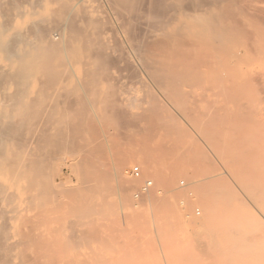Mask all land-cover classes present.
<instances>
[{"label":"rangeland","instance_id":"374dc122","mask_svg":"<svg viewBox=\"0 0 264 264\" xmlns=\"http://www.w3.org/2000/svg\"><path fill=\"white\" fill-rule=\"evenodd\" d=\"M39 1L14 0V2L11 1L12 3L9 6H6L7 5L6 0L1 1L4 4V6L1 3L2 7H0V25L9 23V32L11 34L8 33V35L5 38L0 37V47L5 48L6 46H10L11 47L10 49L13 50L12 48L13 45V47L15 48L13 52L17 55V57L14 54H12V50H10L11 53L10 56L12 55L14 56V57H10L12 60L11 61L12 64L14 63L12 65V64H8L6 60H2L5 59V55L7 56L8 53L3 52V55L2 53H0V56L2 55L0 57V99H1L0 113L4 115L6 111L9 112L11 106L12 109H14L13 111L15 112L16 108H18L19 104L21 103V101L18 100H22V98L19 99V97H23L22 95L28 94L27 95L28 98L31 99L35 98L34 96L37 95V98L33 99L37 101V104L38 102L41 101L40 102L41 105H39V108L36 107L34 109L36 110L37 114L38 113L41 114L42 112L44 113L46 111L43 110L44 107L48 106L50 108L49 117L50 115H53L52 114L53 112L51 113V111H54L55 109V114L53 116L55 117L57 116V118L53 116H52L53 118L52 117L51 118L52 120H56V119L58 120L60 117H62L60 113L65 109L67 104H68L67 105L68 108L70 103L71 105L74 104L73 105L74 107H77L81 103L79 102V100L85 97L86 99H84L83 101L85 100L87 101H85L86 104H84L83 106L89 105L92 107L93 103H97L96 105L94 104L95 106L93 108H90L88 106L94 112V114L95 111L97 110L96 111L97 120H95V116H94V121H93L92 119L93 112L91 113L90 112L91 110L87 109L88 107L82 108L81 105L78 106V108L81 107L82 111L80 110L79 112L80 109L79 108L78 112L80 114L81 112H83V110L86 111L88 110L90 112V115L92 114L91 118L89 117L90 119L89 121L86 120H88V116L90 115L86 117L85 111L83 112V115L85 116L84 118L82 117V114L81 116L79 114L75 115V113L77 112H75L74 114L72 113L75 116H72L71 114L70 115H71L72 123H74L75 125L82 123V121L88 122V125L89 123L90 125H92V123L93 122L95 123L96 121H98L99 123L104 115H105L104 117H106V114L103 115V113L110 112V110L109 111L105 110L108 108V106L105 105L106 104L105 101H107L106 96L110 97V94L112 95V93L111 92L109 93L108 91L119 90L120 87L122 86L124 95H122L121 97L124 100L123 101L124 108L125 105L127 107V103H130L133 100V99L130 100V98H135L134 100H137L139 103V106H137V108L132 106L129 107V105L128 108H125L126 110H128V112L130 111L129 116L131 117H129V119L133 117L131 119V121L134 119L132 123L134 121L136 123L137 122L136 119L142 120V121L140 120V122L139 121L137 122L139 126L136 123L137 128L133 126L134 123L133 124L131 123V125L129 126L130 129L125 128L126 129L125 130L118 124V122H115L116 125L113 124L111 125L109 119L110 121H112V118L114 117L110 114L112 112H110L109 114L107 113L108 115H111L112 118L109 116L110 118L106 117L109 119L106 118L104 119L103 117L104 122H106V125L103 123L105 126L101 124L103 122V120H101V123L99 124L95 123V127L94 125L88 126L89 129L87 128L85 132V136H87L88 138L87 137L84 138L82 137L83 136L82 135L81 136L82 138L75 139L76 142L73 143L75 144V146L72 147L73 148L76 147L77 151L79 150L78 153L82 152L81 154H83L84 156H82L83 158L81 157V159L83 160L79 159L80 155H77L78 153H76L77 158L76 156H70L71 154L75 155V153H73L74 151L76 152L75 149L74 150L72 149V152L68 154H66L65 152L61 153V155L62 154H65L66 156L68 155L67 158L64 159L65 161L62 158H60L59 153H56L58 154V157L54 156V158L50 159L52 160V164L49 163V165L51 166L50 169L52 170L51 174L53 173L52 175L53 184L57 189L60 190V192L64 191V194L60 193L61 195L58 196L57 198L58 204L55 208V211L49 214L48 217H46V219L44 218L46 223L44 222L43 226L47 225V228H50L52 225L53 229L54 228L56 229V230L54 229L56 231V234H52L55 232L53 230L54 232L51 233L52 235L50 234L51 235L50 239L48 238L49 237L48 236L47 237L48 239H44V241L42 242L43 247L45 245V247H48L49 250L52 251V252L49 251L50 256L51 255L52 257L57 256V260L51 259L52 263L56 264L57 262V264H264L263 259L260 260L254 258L253 253L252 255L249 254V252L245 251L244 247H242L244 245L245 246L247 245L246 244L247 240H248V244L252 245L251 241H249L248 239L251 238V240L254 242L253 244H255L258 249L263 250V254H264L263 204L261 203L260 200L257 201L253 197L245 194L243 190L239 188L240 186L238 185V181L233 177V175H229L238 172V168L236 166L233 167L232 165H229L227 163V160L225 158L226 146H224V144L222 143L221 144L220 143L217 144L215 142L213 143L212 140L210 141L209 139H207V136H204L205 133L203 131V128H205L206 125L213 124L211 123V121L215 123L217 122V126L215 125L216 128H220L221 130H224V132L227 133L226 135L229 136L230 134V137L234 136L237 139L236 142H239L233 144L230 147V149L237 151V153H240L241 151L244 153L247 152L249 154H252L251 152L253 151V155L255 156V159L259 160L257 162V165L263 164L262 167L260 168L264 169V161H262L264 160V0H215V2L217 1L218 4L217 2L213 3V5L210 7V10L208 11V15H209L208 17H212L213 19H216L217 24L219 26H224L229 28L233 33L232 39H234L232 44H230V46L231 47L239 46L238 52L240 58L237 61H235L236 63H234V66L232 65L234 71L233 83L225 84L222 87H213L216 77L211 76L210 78H208V80L202 82V84H197L186 89L187 90L186 93L188 92L190 95L186 94V96L179 101L173 100L171 97H169L168 94H166V92L153 85L146 77L144 76L142 77V75H138L140 76L141 79L136 78V79H140V80H136L131 76L130 72L126 73L128 71H122L119 74L114 72L115 73L114 76L115 77L117 76L118 78L116 77L117 79L115 81L114 80L110 81L107 79L102 80L104 79V77L101 75L102 73L104 74V72L101 70V72L99 71L101 77H98V84L96 83L97 86L94 88V85H96L94 84L91 87V84L89 85V83H86L91 77L87 76V74L84 73V70L82 66L79 64V62H75V64L73 65V76L69 79V81L66 80V82H69V85L62 84L59 87L61 89L58 90L57 87L55 86L52 87V84H50L42 74H37L32 78L31 84L28 86L29 88L27 87L28 88L27 91L25 87H22L24 85L19 84L21 72L17 74L20 70L19 69L20 66L17 65L20 64L19 60L21 56L19 55H22L23 57L25 54H27V52H29L30 55L32 53V50L27 46V44L29 45L38 44L39 39L37 38L36 31H34V30H38V28L36 27L34 28V26H36V24L39 26L41 25L40 26L41 30L42 28H44L42 30L43 32L48 31L45 33L46 37L51 38L53 40L56 39L57 43L60 41L59 42L60 45L63 44L67 45V43L69 42L67 37L69 33L68 30L69 26L65 24L66 23L65 21L57 18L62 8L59 6H63L67 0H39ZM55 1L56 2L58 1V4L55 3ZM96 1L89 0L86 3V5L88 7L90 6L93 10L96 9L95 12L97 11V13L101 17L103 18L105 17L106 19H108V21L110 20L109 21L110 27L112 26L110 29L114 28L110 30V33L111 31L115 33L116 42L119 41V43H116L115 41L114 42L116 44H119L121 48H124L125 51L129 52V42H128L129 36H127L128 30H126L125 28L127 25L124 24L125 22L122 21V19L119 16H117L116 14L114 15V12H111L107 8V6H105L103 0H98L97 1L98 3ZM13 3L14 6L12 5ZM15 6L18 8H16ZM9 8H11V10H9ZM2 9L4 12L2 11ZM101 9L104 10H102L101 12ZM52 12L53 14L57 13V16L54 14L55 16L53 17L52 20L53 22H51L52 15L50 14ZM82 15L83 14L81 11V13H79V17L81 19L83 17ZM46 19H47V23H45ZM57 19H59V21H57ZM222 19L226 20L225 23L224 20ZM57 22L59 23L57 24ZM52 23H53L52 25L53 29L51 28ZM54 24L56 28L54 27ZM45 26H47V28H45ZM231 27H233V29H231ZM122 28L124 31L126 30L125 31L126 33H124ZM177 28H179V30ZM32 30L34 31V33L32 32ZM110 33H108L109 38H111V34H112ZM114 33L112 34L113 36ZM17 34L20 35L25 34L24 40L25 41L27 40V44L18 41L16 39H13L14 37L13 35H17ZM155 34L156 35L154 38L149 39V42L151 41L150 43H153V45L156 44V42H157L156 45H158V41L156 40L159 39L165 40L167 39L166 37L170 36L167 40L171 41L173 38L172 42L169 43L167 40H165L166 43L171 44L169 46L166 45V47L167 46L171 47L173 46V44H175V46L179 44V42L177 43L175 42L177 38L175 39L172 36H178V39L180 40L181 38L182 40L185 39L183 42L180 41L181 43H183V46L187 44L186 42H188L189 44L190 43L193 44V42L209 43L213 39V37L210 34L201 32L200 29H198L195 26L194 22L186 23V21L181 18L177 20V22L166 32L165 35H161V34L159 35L157 33ZM177 34H180V38L179 35ZM113 36L112 39L114 40ZM60 38L64 42H62ZM65 38H67L68 42L66 41ZM191 40H193V42ZM11 41L12 43H10ZM13 42L16 43L13 44ZM161 43H159V46L161 45L165 46L163 43L162 44ZM184 43L186 44L184 45ZM156 45L155 48L157 47ZM27 49L29 51H27ZM156 50L159 51V49ZM16 60H18V64L17 62H15ZM83 60H85V58ZM133 61H135L134 58ZM9 65L13 66V68L10 67ZM16 68H18L17 72L15 70ZM7 70H9V72H7ZM59 71H61V69H59ZM135 71L138 74L140 73L138 68H136ZM36 77H40V79L37 80L38 78ZM15 79H17L16 83L14 82ZM43 80L45 82L47 81L48 86H51L52 88L49 87L48 88L49 90L47 89L48 86L44 88L47 82L43 86L42 85V83L44 82ZM106 80L107 83L105 82ZM119 81L121 83H119ZM108 82H110L111 86ZM112 83L113 85L115 84L116 87L115 86L114 87L116 90L113 88ZM74 84L78 88L80 87L79 89L81 90L78 89V91H83V92L85 91L84 94L83 92L81 93L77 91L76 95L78 99L80 98L79 100L76 101V105L79 102L77 106L75 105L74 102L77 98L75 97L76 98L75 99L72 96V94H69V92L71 93L73 91ZM208 85L210 88L207 87ZM63 86L67 89H65ZM76 86H75V90H77ZM82 86L85 90H82L83 89L81 88ZM203 86L206 88L204 89ZM71 87H73V89ZM117 87H119V89H117ZM68 88L69 90L70 89L72 90L68 91ZM91 88H93L92 93H90V91H92ZM106 88L108 91L106 90ZM39 89L41 91L36 93V91ZM86 89L88 90V93ZM29 90H31V92ZM44 90L46 91L47 96H45L46 94ZM54 90L59 91V92L57 91V95H53L56 94V92L55 93L52 92ZM65 90H67L69 95L66 94L67 92ZM94 90L96 93L94 92ZM21 91L22 92L24 91V93H22ZM51 93L52 95H50ZM63 93H65L64 96L67 95V97H71L69 99L70 100L73 99L72 102L70 101L69 103L66 96H65L66 99H64L65 97L61 96V94L63 95ZM3 94H5V97H3L4 96ZM7 94H9L10 96ZM94 94L95 95L98 94V96L96 95L95 97ZM82 95H84V97H81ZM91 95H93L95 98L92 97ZM44 96L49 97V99L44 98ZM54 96H56L55 97L56 99L54 98ZM59 96L62 99H60ZM103 96L105 97L106 100L105 99L103 100ZM8 97L9 98L11 97L12 99L11 98L9 99ZM51 98H53V100ZM63 99L65 103L63 102ZM127 99L130 101H128ZM2 100L4 101L2 102ZM53 101H55L54 103L56 104H51L53 103ZM58 101L60 102V105ZM66 102L68 103L66 104ZM99 104L102 106H100ZM41 107L43 111H41ZM48 107L47 110L49 109ZM72 107H70L69 109L66 107L67 110L65 109L63 112L66 113L67 111L70 112L77 111L74 110V107L72 109ZM93 109H95V111ZM103 109L105 111H103ZM2 111H4L5 113ZM31 112L32 111H30V113ZM89 112L87 113L89 114ZM45 113L48 114V112ZM65 113L62 114H64L65 116ZM134 113H136L137 117L134 116L135 115ZM140 113L142 116L139 117L138 115H140ZM46 114L45 116H47ZM98 114H100V116ZM214 114L220 117L218 118L219 121L216 119L217 117L215 118L216 121H214L215 119L213 118V116L214 117L216 116ZM206 115L208 118L212 117L211 118L212 120L210 118L207 119V117H205ZM193 117L198 122H196ZM191 119H194L193 121L195 123H193ZM202 120H205L204 122L210 121V124L207 122L205 124ZM108 122H109L108 125L111 128L112 126L114 127L113 128L114 130L109 129V126L106 127ZM199 122H202L200 124H202L204 127L200 126ZM117 124L119 126H117ZM91 127L94 128H92V130L90 131ZM206 127H214V126L211 125ZM104 128H107L108 133L109 131L113 133V135L115 133L116 137L114 136L115 137L114 138L110 133L108 134V136L106 133L107 137H105L104 135L105 132H101V129H103L102 131H104ZM93 129L94 131L96 129L97 132L95 131V134L93 133V136H91L92 134L91 135L89 134L92 133ZM99 133H103L101 134L103 136L100 141L103 140L104 142V140H107L108 142L111 140V138H113V142L111 143L109 142L110 144H107V142L105 141L103 146L100 143V141L97 140L101 138V135ZM231 134H233V136ZM109 135H111L112 137H110ZM222 136H224V134ZM228 136L225 137L229 138ZM89 137H92L91 138L93 139L92 141L93 142L95 141L96 145L97 143L98 145L96 146L95 142L92 143ZM104 137L107 139H105ZM87 139L92 143L90 144V142L88 141L90 144L89 146H93L95 147V149L99 148L96 149L99 150V152L92 150L91 149L92 147L89 148L88 144H86L85 146L84 143L87 142ZM84 140H86V142ZM115 140H117L119 143L116 146L113 145L115 144L114 143ZM244 140L246 142H244ZM105 144H107L106 147L108 145L112 146L111 147L112 150L116 148V150L114 149L115 152H112L110 146H108L107 149L105 147ZM87 148L89 149V151ZM118 148L119 149L121 148L120 150H122L123 154H121L122 152L120 150L118 151ZM92 151L94 154V156L91 154L93 158L96 157L98 161H100L101 159L104 160V163L99 164V167H96L98 169L96 168L94 169L92 168L91 165H90L91 167L87 165L88 163L86 159L91 156L90 152L92 153ZM116 151L120 152L119 154L122 155V158L120 157L121 155L119 156L117 155ZM95 152L99 153V156L96 155L97 153L95 154ZM103 152H105L106 155L105 159L107 160L102 158ZM217 154L220 155V157L222 155L223 159L217 157L218 156ZM68 157L71 159H69ZM125 157H126V161L128 159L127 163L129 164H127L126 165L127 167L125 166L126 168H124L126 172L123 176L124 179L120 180V178H118V176L116 175L117 173L116 166L122 165V162L120 161L121 160L124 161ZM55 158H60L61 160H56ZM53 159L55 160V162L53 161ZM78 162L82 163L81 164L82 167H79L80 165L78 164ZM140 163L143 164L141 165ZM144 164H151V166H153L152 168L154 169H152L151 171H147L148 173H145L146 171H144V169L142 168ZM74 165H76L75 168L73 167ZM260 165H258V167ZM136 167H138L141 172L139 178H135L134 176L131 175L132 170ZM92 169H94V171ZM257 169L258 168L256 166L253 168L250 167V170H257ZM83 170H86L87 172H89V174L91 172V175L85 173L86 171ZM95 170H100V171H95ZM155 171L158 172L157 173L158 176L163 174L168 178H170L167 181L168 183H166V181L165 182L159 181L158 179L159 177L155 175L156 174ZM84 174H87L88 177H86L87 175ZM149 182L152 183V185L148 188L146 192H143V194L137 199L135 197L137 192L143 189L144 187H146L147 183ZM181 182L185 183L184 188L181 186ZM209 184H211L210 189L208 186ZM214 184L217 185L215 186L216 189L214 188ZM85 185L88 187H85ZM207 190H209V192ZM203 191L207 194L208 198L203 196L204 195ZM214 194H216L218 198L215 197L216 195ZM60 199L63 201H61ZM210 200H213L216 203L217 213L212 224V230L214 231V233L218 234L217 235L218 239H222L223 236H228L235 232L240 233L238 235H241V237L242 236H244L245 238L248 237L247 240H243V241H240L239 239L241 243L238 244L240 245L242 244V246L241 249H239L240 247L235 248L236 253H238L236 254L237 257L236 255H234V257L237 258L236 260L232 256L233 259L231 257L229 260L230 262L228 261L226 262L228 257L225 258L222 252H217L216 249L209 248L206 242V239L208 238L204 236L205 235L204 232L206 229L208 230V228L204 229V227L202 228L199 225H197V223H201L205 220V216H207L206 208L208 207L209 204L208 202L206 204V201H210ZM59 202L61 203L59 204ZM197 210L200 211V215L197 214ZM32 213L29 214L30 215L29 217L35 218L37 212H32ZM46 220L50 222V225H48ZM21 222H22L21 219L14 220L12 222V226L18 227L19 224L21 225ZM42 222L43 221H41V224H43ZM72 231H74L75 233V234L73 233L74 240L75 238L77 239L75 242L78 243L80 242V244L77 243L74 244L71 242ZM69 232H71V234ZM52 236L55 240H57L54 241L56 243L53 242L52 244L51 241L53 239ZM67 238L70 239L69 244L72 243L71 245H73V246L70 245V248H72V250L69 248L70 250L68 249V251L67 248L63 249L65 248V246H62L63 248L59 246V244L63 245V243L64 245L65 243L66 245H68L67 243L69 240ZM58 241H60L61 243ZM49 244H51L52 246L51 245L49 246ZM53 245L54 246L57 245V249L60 250L57 251L58 254L56 253L57 254L56 256L53 252L54 251ZM51 247H53L52 250L50 249ZM73 248L75 249L73 250ZM238 249L240 251L242 250L241 253H243L242 254L243 259H241L242 256H240L239 259L238 255H241V253L238 252L239 251ZM231 252H235V251H231ZM246 252L249 254V256L248 254H246ZM215 254L217 255L221 254L223 256V261L219 259H212L211 256ZM225 255H226V251H225ZM231 259L233 260L232 263H231ZM51 260H49L48 262H50Z\"/></svg>","mask_w":264,"mask_h":264},{"label":"bare ground","instance_id":"6f19581e","mask_svg":"<svg viewBox=\"0 0 264 264\" xmlns=\"http://www.w3.org/2000/svg\"><path fill=\"white\" fill-rule=\"evenodd\" d=\"M1 1L2 0H0V7H2V4H3ZM11 1L14 2V0H11ZM11 1L6 0L7 5L6 4L5 5L6 6L11 5V3H12ZM88 1L89 0H67L63 6H59L62 8H61V11H60L57 18L65 21L66 22L65 24H67L69 26L68 36L66 33V36L68 37L69 42H68L67 38H65L66 41L68 42L67 45H64L62 43L64 41L61 38H60L62 41L61 43L63 45L59 44L60 41L57 43L56 39L53 40L51 38L46 37L45 33L48 31L43 32L42 30L44 28H42V30H41V28H40L41 25L39 26L36 23H35L36 26H34V24H33V26H34V28L35 27L38 28V30H34V31H36L37 38L39 39L37 45L27 44V40L26 41L24 40L25 39L24 35L26 34L25 32H24L25 34H23V35H20V34L13 35L14 36L13 39H16L18 41L26 43L27 46L32 50L31 55L29 54V52H27V51H29L28 49H27V51H25V52H27L28 55L25 54L23 57H22V55H19V56H21V58L19 60L20 64L17 65V66H20L19 67L20 70L17 74H19L21 72L20 74L22 77V80H21V77L19 79L20 80L19 84L24 85L22 87H25L27 89V91L29 88L28 86L31 84L32 78L34 76H36L37 74H42L47 79V81L50 84H52V87L55 86V87H57L58 90L61 89L59 87L62 84L69 85V82H66V80L69 81V79L73 76V65L75 64V62H79V64L82 66V68L84 70V73L87 74V76L91 77L88 80V82H86V83H89V85L91 84V87H92V85H94L96 83L98 84V77L103 76L104 79H102V80L107 79L110 81L111 80L115 81L118 77L116 76L117 77L116 78L114 76V74H115L114 72L119 74L122 71H128L126 73L130 72L131 76L135 79L140 78V76H138V75H142V77L143 76L146 77L153 85H155L159 89L166 92V94H168L169 97H171L173 100H176V101L181 100L182 98H184L186 96V94L187 95L189 94L188 92L186 93V91H187L186 89H188L189 87H192L194 85H197V84H202V82L208 80V78H210L211 76L216 77V80L214 82L213 87H222L225 84H229V83L232 84L233 83L234 71H233L232 65L234 66V63H236L235 61H237L240 58L239 52H238L239 46H234V47L230 46V44H232L234 39H232L233 33L229 28L224 27V26H219L217 24L216 19H213L212 17H208L209 16L208 11L210 10V7L213 5L215 0H103V3H105V6H107V8L111 12H114V15L116 14L117 16H119L122 19V21L125 22L124 24L128 26V28H127V26L126 27L124 26V27L126 28V30H128L127 31L128 35L127 34H125V35L130 37V38L128 37L129 52L130 53L125 51L124 48H121L119 46V44H116V43H119V41L117 40L118 42H116V37H115L114 32L111 31L112 34L114 33V36L110 33V30L114 29V28L110 29L112 27V26L110 27V23H109L110 20L108 21V19H106L105 17L104 18L101 17L97 13V11L95 12L96 9L93 10L90 6L88 7L86 5V3ZM55 3L58 4V1L57 2L55 1ZM217 4H218V2H217ZM12 5L14 6V3ZM3 6H4V4H3ZM16 8H18V7H16ZM96 8H98V7H96ZM12 9H13V7H12ZM9 10H11V8H9ZM57 10H59V9H57ZM102 10H104V9H101V12H102ZM2 11H3V9H2ZM81 11L83 14L82 19L79 17V13H81ZM5 12H7V11H5ZM53 12H55V11H53ZM53 12L50 13L52 15L51 22H53L52 21L53 17L55 15L57 16V13L56 14L54 13L55 14L54 15ZM56 12H58V11H56ZM12 15H13V13H12ZM213 17H214V15H213ZM78 18H80V19H78ZM180 18L184 19L186 21V23L187 22H194L195 26L198 29H200L201 32L210 34L213 37V39L209 43H203V42H197L196 43V42H193V40H191L193 42V44L190 43L191 44L190 45L188 42H186L187 44H189V45H187L186 43H184V45L186 44L185 45L186 47L183 46V43L180 42V41L183 42L185 39L183 38L184 40H182V38H181V40H180V39H178V36H172V37H174L175 39L176 38L178 39V40L176 39L175 42L176 43L179 42L181 47L179 46V44L176 46H175V44H173V46L168 47L169 45H171L168 43L172 42V40H173V38L171 41L167 40L170 37L169 35H168L169 37H166L167 39H165L168 41V43H166V41L162 40V39L156 40V41H158V45H156L157 42L154 45H153V43H150L151 41L149 42V39H152L155 37V35H156L155 33H157L159 35L160 34L165 35L166 32ZM59 19H57V21H59ZM222 20H224V19H222ZM45 21H46L45 23H47V19ZM225 21L226 20H224V23H225ZM58 23L59 22H57V24ZM52 25H53V23L51 24V28L53 29ZM31 26H32V24H31ZM47 26H45V28H47ZM54 27L56 28L55 24H54ZM51 28H48V29H51ZM29 29H31V28H29ZM177 29L179 30V28H177ZM231 29H233V27H231ZM60 30H62V29H60ZM122 30H123V28H122ZM34 31L32 30L33 33H34ZM51 31H53V30H51ZM125 31H124V33H126ZM8 33H10L9 32V23H5L3 25H0V37L5 38L8 35ZM108 33L111 34V38H109ZM177 33H178V31H177ZM196 33H198V32H196ZM36 34H35V36H36ZM177 35H179V38H180V34H177ZM35 36H33V37H35ZM112 36L114 37V40L112 39ZM30 41H31V39H30ZM66 41H65V43H66ZM160 41L165 46L161 45L162 43ZM10 43H12V41ZM15 43L13 42V44H15ZM159 43H161L160 44L161 46H159ZM155 45L158 48L157 47L155 48ZM166 45H168V46L166 47ZM15 47H17V46H15ZM10 48H11L10 46H6L5 48L0 47V53H2V55H3V52L8 53L7 56L4 53L5 59H2V60H6L8 62V64H12V62H11L12 60L10 57H14L13 55L10 56L11 55L10 50H12ZM12 48H13V50L15 49L13 47V45H12ZM156 49H159V51ZM13 50H12V54H14L17 57V55L13 52ZM84 56H86V57H84ZM83 57L85 58V60H83L84 59ZM133 58L135 61H133ZM13 62H14V60H13ZM15 62H17V64H18V60H16ZM4 66H5V64H4ZM10 67L13 68V66H10ZM135 67L139 69V72H140L139 74L135 71L136 70ZM17 69L18 68L15 69L16 72H17ZM59 69H61V71H59ZM101 70L104 72V74L102 73V75L100 76L99 71L101 72ZM7 72H9V70H7ZM36 78H38L37 80L40 79V77H36ZM120 79H122V78H120ZM140 79H136V80H140ZM16 80L17 79H15V81H14L15 83H16ZM107 80L105 81L106 83H107ZM46 82L44 81L42 83V85L44 86V84ZM48 82L46 83L44 88L48 86ZM108 83L110 84V82H108ZM119 83H121V82L119 81ZM71 84H73V83H71ZM75 84H78V83H75ZM75 84L73 86L74 89H73V87H71L73 89V91L71 93L69 92V94H72V96L74 98L75 97L77 98V99L75 98L76 100L74 101L75 105H76V101L80 99V98L78 99V97L76 95L77 91L80 87L78 88ZM97 84L94 85V88L97 86ZM143 84H144V82H143ZM112 85H113V83H112ZM75 86L77 87V90H75ZM83 86H85V85H83ZM83 86L81 88H83ZM110 86H111V84H110ZM114 86H115V84L113 85V88L115 89L116 86L115 87ZM49 87L52 88L51 86H48L47 89ZM207 87H209V85ZM205 88L206 87H204V89ZM65 89H67V88H65ZM72 89L69 90V88H68V91H71ZM91 89H92V91H90V93L93 92V88H91ZM117 89H119V87H117ZM58 90L52 91L53 93L56 92V94H53V95H57ZM79 90H81V89H79ZM82 90H85V89L83 88ZM106 90H107V88H106ZM29 91L31 92V90H29ZM39 91H41V90L40 89L37 90L36 93ZM65 91L67 92V90H65ZM96 91H98V90H96ZM78 92L82 93L83 91H78ZM84 92H83V94H84ZM94 92H95V90H94ZM108 92L109 93L111 92L112 95L110 94V97L106 96L107 101H105L106 104L105 103L104 104L106 106H108L109 109L106 107L108 110L107 109H105V110L106 111L110 110V112H112V113H110V112L109 113L115 118V120H114V118H112L111 115H108L109 114L108 112L103 113V115L106 114V117L110 116L112 118V121H110V119H109L110 117L109 118L104 117L105 115L103 116L104 119L105 118L109 119V122H111V125L112 124L116 125L115 122H118V124L123 129H125V128L128 129L134 119L132 121H131V119L133 117L131 119H129V117H131V116H129L130 111L128 112V110H126L125 108H128V105H129V107L132 106V107L137 108V106H139L138 101L134 100L135 98H130V100L131 99H133V100L130 103H127V107L125 105V108H124V106H123L124 100L121 97L122 95H124L122 86L120 87L119 90L108 91ZM22 93H24V91ZM87 93H88V90H87ZM33 94H31V95H33ZM45 94H43V95L47 96L46 91H45ZM64 94L65 93H63V95L61 94V96L67 97V95L64 96ZM66 94H68V92ZM98 94H96V95L98 96ZM3 95H4L3 97H5V94H3ZM7 95H9V94H7ZM27 95L28 94H25V95H22L23 97H19V99L22 98V100H18V101H21V103L19 104L18 108H16L15 112L13 111L14 109H12V106H11L10 107L11 109H9V112L6 111V113H5L4 111H2L5 113L4 115L0 113L1 114L0 115V124H1L0 125L1 126L0 127V264H50V263L53 264L51 259L57 260L56 255L58 254L57 251L59 250V249H57V245H55V246L53 245L54 248L53 247L50 248L51 250L53 248V250H54L53 252H54L56 257H52V255L50 256L49 255V251H50L49 248L45 247V245H44V247L42 246V242L44 241V239H48V238L50 239V236L52 234H56V231H55L56 229L54 228L55 229L54 230L52 225L50 228H47L46 224H45L46 226H43V225H44L46 217H48L49 214H51L55 211V208L58 204L57 198H58V196L61 195L60 193L64 194V191L60 192V190L57 189L55 187V185L53 184V176H52L53 173L51 174L52 170L50 169L51 166L49 165V163L52 164V160H50V159L54 158V156L58 157V154H56V153H59L60 158H62L64 160L67 158L68 155L67 156L65 154L61 155V153L65 152L66 154H68V153L72 152V149L73 150L75 149L76 152L75 151L73 152V153H75V155H72V154L71 155L69 154V155L70 156H76V158H77V155H80L79 159L83 160V159H81V157L84 155L81 154L82 152L81 153L79 152L80 153L79 154L78 153L79 150L77 151L76 147L73 148L75 146V144H73V143L76 142L75 141L76 138L80 139L82 137H84V138L87 137V136H85V132H86L87 128L89 129L88 126L94 125V127H95V123H98V121H96L95 123L93 122L92 125H90V123L88 125V122H83V121H82V123H79L77 121L79 123L78 125H75L74 123H72L71 115L75 116V115L79 114V112L81 110V107H79L80 108L79 109L78 106L81 105L82 108L83 107L87 108L89 106V105L83 106L84 104H86L85 101H87V100L83 101L84 99H86L84 97V95L81 96L84 98L79 100V102H81V103H80V105H78L79 104V102H78V104H77L78 106L76 105L77 107H74L73 106L74 104L71 105L70 101L72 102L73 99L70 100L69 98H71V97H67V100L69 101V103L71 105V106L69 105V108L73 106L74 110H77V111H72V112L67 111L66 113L63 112L66 109V107L68 108V106H67L68 102H66V104H67L66 107L64 105V103H65L64 99H66V97H65L63 99V102H64L63 105H64L65 109L64 110L62 109L63 110V111L61 110L62 112L59 111V112H61L60 115L62 117H60L58 120L57 119L52 120V118L55 117V116H53L55 114V109H54V111H51V113L53 112L52 113L53 115H50V117H49L50 108L48 106L47 107L49 108L48 109L49 111L47 110L46 106H45L46 108L44 107V109H43V110H46L45 112H48V114H46L45 112L44 113L42 112L41 114H39V113L37 114L36 110H34V109L36 107L39 108V105H41L40 104L41 101L38 102V104H37V101L33 100V99L37 98V95L34 96L35 98L32 97L33 99L28 98ZM50 95H52V93ZM96 95H95V97H96ZM103 95H105V94H103ZM107 95H108V93H107ZM19 96H20V94H19ZM45 96H44V98L49 99V97H45ZM91 96L94 97L93 95H91ZM55 97L56 96H54V98ZM6 99H7V97H6ZM51 99L53 100V98H51ZM60 99H62V98L60 97ZM104 99H105V97L103 96V100ZM94 100H93V102H94ZM130 100H128V101H130ZM3 101L4 100H2V102ZM54 102L55 101H53V103H51V104H56ZM4 104H6V103H4ZM94 104L96 105L97 103H93L92 107L91 106H89V107L93 108L95 106ZM59 105H60V102H59ZM100 106H102V105H100ZM16 107H17V105H16ZM73 107H72V109H73ZM89 107L87 109L91 110ZM149 107H150V105H149ZM72 109H70V110H72ZM78 109H79V112H78ZM43 110L41 107V111H43ZM93 110L95 111V109H93ZM100 110H102V109H100ZM105 110L103 109V111H105ZM30 111H32V112L30 113ZM84 111L87 114V115L85 114L86 117L88 115H90V112L91 113L93 112L92 110L90 112L88 110L87 111L83 110V112ZM96 111H95V114H94V112L92 113L93 114V117H92L93 121H94V116H95V120H97L96 119L97 118L96 117V115H97ZM75 112H77V113H75ZM83 112H81L79 115L81 116V114H82V117L84 118L85 116L83 115ZM87 112H89V114ZM62 113H65V116ZM72 113L73 114L75 113V115H73ZM45 114L47 116H45ZM101 114H102V111H101ZM134 114H135L134 116L137 117L136 113H134ZM216 114H214V115H216ZM91 115L88 116V120H86V121L90 120L89 117L91 118ZM98 115L100 116V114H98ZM207 115L205 117H207ZM138 116L139 117L142 116L141 113ZM143 116H145V115H143ZM103 117H102V119L100 117V119L103 120ZM139 117H138V119H139ZM55 118H57V116ZM209 118L211 119L212 117H209ZM209 118L207 117V119H209ZM213 118L214 119L216 118L219 121L218 118H220V117L218 115H216L215 117L213 116ZM142 119H143V117H142ZM194 119H191V120L193 121ZM216 119L214 121H216ZM101 120L99 123H101ZM140 120L136 119L137 122L138 121L140 122ZM192 121H190V122H192ZM195 121H196V119H195ZM202 121L204 122L205 120H202ZM109 122L107 123L106 127L109 126L108 125ZM196 122H198V121H196ZM206 122L210 124V121L209 122L206 121ZM206 122H204V123L206 124ZM103 123L106 125V122H104V120L101 124H103ZM133 123H134L133 126H135L137 128L135 121ZM193 123H195V122L193 121ZM200 123H202V122H199V124ZM211 123H213V124L206 125V126L213 125L214 127H206L205 126V128H203V131L205 134L204 133H202V134H204V136H207V139H209L210 141L212 140L213 143L214 142L217 144L222 143V144H224V146H226V153H225L226 157L225 158L227 160V163L229 165H232L233 167L236 166L238 168V172H235V173H232L229 175H233V177L238 181V185L240 186L239 188H241L245 194L253 197L257 201L260 200L261 203L263 204V207H264V169L260 168V167H262L263 164H261V165L258 164V165H260L258 167L257 162L259 160L255 159V156L253 155V151L251 152L252 154H249L247 152L244 153L241 151H240V153H237V151H234L233 149L231 150L230 147L233 144L239 143V142H236L237 139L233 136V134H231L233 137H230V134H229V136L226 135L227 133L224 132V130H221L220 128H216L217 122L215 123V122L211 121ZM118 124H117V126H119ZM96 126H98V125H96ZM138 126H139V124H138ZM200 126H203V125L200 124ZM94 127H91L90 131ZM113 128H114L113 126H112V128L109 126V129H113ZM102 130L103 129H101V132H105L104 133L105 137H107L109 133L113 137L115 136V133H114V135L110 131L108 133L107 128H104V131H102ZM95 131L97 132L96 129H95ZM95 131L93 129L92 133H90L89 135L92 134L91 136H93V133L95 134ZM199 131H200V128H199ZM106 133H107V136H106ZM99 134L101 135L103 133H99ZM121 134H123V133H121ZM121 134H119V135H121ZM223 134H224V136H222ZM111 135H109V136L112 137ZM102 136L103 135H101V138H99L97 140L100 141L102 139ZM225 136L226 137L228 136L229 138H226ZM89 138L91 141L93 140V139H91L92 137H89ZM105 139H107V138H105ZM84 141L86 142V140H84ZM88 141L89 140L87 139V142L84 143L85 146H86V144H88L89 148L92 147L91 148L92 150L99 152V150H96L99 148L95 149V147L89 146L90 144L94 143L95 141L94 142L92 141V143L89 141L90 144ZM105 141L107 142V140H104V142ZM116 141L117 140H115V142H114L115 144H113L114 146L119 144L118 141L117 142ZM104 142H103V140L100 141V143L103 146H104ZM109 142L110 143L113 142V138H111V140L108 141L107 144H110ZM244 142H246V141L244 140ZM107 144H105V147ZM95 145H96V142H95ZM97 145H98V143H97ZM108 146H110V145H108ZM111 147L112 146H110V148ZM117 147H119V146H117ZM114 149L116 150V148H114ZM120 149L118 148V151ZM111 150H112V148H111ZM113 150H112V152H115V150L114 151ZM88 151H89V149H88ZM118 151H116L118 156L123 154L122 150H120L122 152L121 154H119L120 152H118ZM112 152H109V153H112ZM76 153H78V154L76 155ZM96 153L97 152H95V154ZM116 153H115V155H116ZM91 154L94 156L93 151H92V153L90 152V155ZM63 155L66 157H64ZM96 155L99 156V153H97ZM124 155H125V153H124ZM91 156L89 158H87L86 156L85 157L87 158L86 160L88 163V164L87 163L86 164L89 166L91 165L92 168L95 169L96 167H99V164L104 163V160L101 159L100 157L99 158L101 160L98 161V159L96 157L93 158V156L92 157ZM102 156H103L102 158L105 159V157H106L105 152L102 153ZM120 157L122 158V155ZM217 157H220V155H218ZM60 158H55V159L61 160ZM221 158L223 159L222 155H221L220 159ZM69 159H71V158H69ZM105 160H107V159H105ZM49 161H51V162H49ZM53 161L55 162L54 159H53ZM127 161H128V159H127ZM127 161H126V157H125L124 161H122V160L120 161V162H122V165L116 166L117 167L116 175L118 176V178H120V180L124 179L123 176L126 173L124 168H126L127 167L126 165L129 164V163H127ZM262 161H264V160H262ZM105 163H106V161H105ZM145 163H148V162H145ZM78 164L80 165L79 167H82L81 166L82 163L78 162ZM78 164H77V166H78ZM75 166L76 165H74L73 167L75 168ZM255 166L258 168L257 170H250V167L253 168ZM152 167L153 166H151V164H144L142 168L144 169V171H146L145 173H148L147 171H151L152 169H154ZM74 168H72V169H74ZM94 169H92V170L94 171ZM96 169H98V168H96ZM83 171H86V170H83ZM95 171H100V170H95ZM155 172H156L155 175L158 176L157 175L158 172L157 171H155ZM85 173L89 174V172H87V171ZM96 174H97V172H96ZM84 175H87V174H84ZM89 175H91V172ZM86 177H88V175ZM158 177L157 178L159 179V181H164V182L166 181V183H168L167 181L170 179L163 174L159 175ZM84 184H83V186H84ZM210 185L211 184L208 185L209 189H210ZM215 186H217V185L214 184V188H215ZM85 187H88V186L85 185ZM90 188H92V187H90ZM207 191L209 192V190H207ZM74 193H72V194H74ZM214 195H216V194H214ZM203 196L207 197V194L204 192ZM78 197H80V196H78ZM215 197L218 198L217 195ZM215 197H214V199H215ZM61 201H63V200H61ZM207 202L209 203L208 207L206 208L207 216H205V220L203 222L197 223V225H199L202 228L204 227V229L208 228V230L206 229L204 232V234H205L204 236L206 238H208V239H206L207 246L209 248L216 249L217 252H222V254L225 256V258L228 257L227 260L225 259L226 262L227 261L230 262L229 261L230 258L232 256L234 257V255L238 254V253H236L235 248L240 247L239 249H241L242 244L240 245L238 243H241L240 241L247 240L248 237L247 238H245L244 236L241 237V235H238L240 233L235 232L237 234L232 233L228 236H223L222 239H218V237H217L218 234L214 233V231L212 230V224H213V221H214V219L216 217V213H217L216 203L213 200L206 201V204H207ZM60 203L61 202H59V204ZM32 212H37L35 218L29 217L30 216L29 214H31ZM71 212H73V211H71ZM50 216H52V215H50ZM17 219H21V221H22L21 225L19 224L18 227H13L12 222L14 220H17ZM48 219H50V218H48ZM41 221H43L42 222L43 224H41ZM47 223H48V225H50V222L47 221ZM70 225H72V224H70ZM73 228H74V225H73ZM71 229H72V227H71ZM52 232H54V233H52ZM58 233H59V231H58ZM69 233L71 234V232H69ZM73 233H74V231H72V234H71L72 235L71 236V242L74 244H76V243L80 244V242L79 243L75 242L77 239L75 238V240H74ZM52 238H53V236H52ZM64 238H66V237H64ZM239 239H240V241H239ZM248 239H249V241H251L252 245L248 244V240H247L246 241L247 245L242 246V247H244L245 251L249 252V254H251V255L253 253L254 258L264 260L263 250L258 249L256 247V245L253 244L254 242L251 240V238H248ZM68 240H67L68 245H66V243H65V245H64V243H63V245L59 244L60 247L65 246V248H63V247L62 248L63 249L67 248V251L70 248V245L72 244V243L69 244L70 239H68ZM51 241L53 244V242L57 241V240H55L53 238ZM58 242H60V241H58ZM54 243H56V242H54ZM87 243H88V241H87ZM50 245L51 244H49V246ZM71 246H73V245H71ZM70 249L72 250V248H70ZM74 249L75 248H73V250ZM225 251H226V255H225ZM231 251H235V252H231ZM241 251L239 250L238 252L241 253ZM50 252H52V251H50ZM247 252H246V254H248ZM228 253H229V255H228ZM54 254H53V256H54ZM242 254L243 253H241V255H238L239 259H240V256H242ZM249 254H248V256H249ZM221 257H222V259H221ZM233 257H232V259H233ZM236 257H237V255H236ZM211 258L212 259H219V260L223 261V256L221 254L220 255L219 254L218 255L217 254L212 255ZM232 259H231V263L233 262ZM236 259L237 258H235V260ZM241 259H243V256ZM49 260H51V261L48 262ZM53 262H55V261H53ZM56 264H57V262H56Z\"/></svg>","mask_w":264,"mask_h":264},{"label":"built area","instance_id":"2783aa9c","mask_svg":"<svg viewBox=\"0 0 264 264\" xmlns=\"http://www.w3.org/2000/svg\"><path fill=\"white\" fill-rule=\"evenodd\" d=\"M131 175L134 176L135 178H139L140 175H141V172L139 170L138 167L134 168L131 172ZM152 185V183H147L146 187H144L142 190H139L137 192V194L135 195V197L138 199L142 194L143 192H146L148 190V188ZM181 186L184 188L185 187V183L184 182H181ZM197 214L200 215V211L197 210Z\"/></svg>","mask_w":264,"mask_h":264}]
</instances>
